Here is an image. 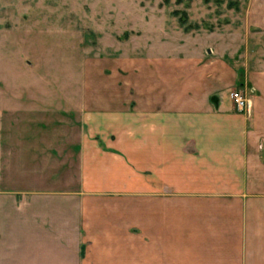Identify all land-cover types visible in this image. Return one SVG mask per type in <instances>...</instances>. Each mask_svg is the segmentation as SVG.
<instances>
[{
	"label": "crops",
	"instance_id": "crops-1",
	"mask_svg": "<svg viewBox=\"0 0 264 264\" xmlns=\"http://www.w3.org/2000/svg\"><path fill=\"white\" fill-rule=\"evenodd\" d=\"M155 53L86 110L76 205L3 200L0 264H264V59Z\"/></svg>",
	"mask_w": 264,
	"mask_h": 264
},
{
	"label": "rangeland",
	"instance_id": "rangeland-1",
	"mask_svg": "<svg viewBox=\"0 0 264 264\" xmlns=\"http://www.w3.org/2000/svg\"><path fill=\"white\" fill-rule=\"evenodd\" d=\"M180 45L264 59V0H0V205H76L86 110Z\"/></svg>",
	"mask_w": 264,
	"mask_h": 264
},
{
	"label": "built area",
	"instance_id": "built-area-1",
	"mask_svg": "<svg viewBox=\"0 0 264 264\" xmlns=\"http://www.w3.org/2000/svg\"><path fill=\"white\" fill-rule=\"evenodd\" d=\"M230 98L232 100L234 108L237 111L247 112L249 110V105H250L249 98L241 90L238 89L232 90L230 93Z\"/></svg>",
	"mask_w": 264,
	"mask_h": 264
}]
</instances>
